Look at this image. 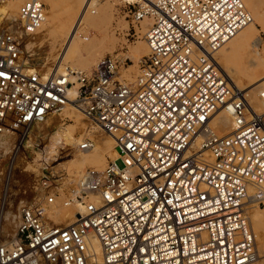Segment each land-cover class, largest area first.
<instances>
[{
    "label": "built area",
    "instance_id": "2783aa9c",
    "mask_svg": "<svg viewBox=\"0 0 264 264\" xmlns=\"http://www.w3.org/2000/svg\"><path fill=\"white\" fill-rule=\"evenodd\" d=\"M121 9L131 37L150 22L134 81L110 55L91 70L46 75L33 66L24 39L45 23L41 0L22 2L15 30L0 28V139L17 137L2 207L16 196L15 157L39 155L37 194L22 206L15 238L0 235V264H94V238L102 264L254 263L248 213L264 200V116L215 59L251 14L242 0H125ZM71 105L115 143L118 156L102 170L76 176L61 166L96 147L89 134L46 150L48 132L38 127ZM220 109L234 128L225 137L209 126ZM61 208L75 209L76 221L58 223Z\"/></svg>",
    "mask_w": 264,
    "mask_h": 264
},
{
    "label": "rangeland",
    "instance_id": "374dc122",
    "mask_svg": "<svg viewBox=\"0 0 264 264\" xmlns=\"http://www.w3.org/2000/svg\"><path fill=\"white\" fill-rule=\"evenodd\" d=\"M24 0H20L19 6L21 2ZM45 6H46V16L48 14H53L55 17L56 21V27L65 20L66 18V12L71 11L73 13V22L71 24V27L76 24L78 18L80 17L81 13L83 12L87 2H93V6L96 9L95 14H91L90 10L88 8L87 12V18L93 20L97 16H106L104 17L105 23L102 25H99V27H95L92 25H86V23L83 24L81 27V32L83 34V39L85 40V43H90L93 42L95 46H93L94 52L97 51L101 52V46L105 44H109V49L103 50L102 49V56L98 57L96 60H94L92 57L87 56L84 54L83 61L87 63V68L86 69H81L77 67V62L75 59H69L68 64L66 66H71L73 69L77 70H91L96 66L98 61L106 56L110 55L112 57H115L116 59L119 60V66H120V75L122 77L127 76L130 81H134L136 71H139V61L140 59L145 56L148 53V48L147 45L144 41V36H142L137 30L142 28L143 23H140L139 27H136V33L137 36L131 37L128 35V29H132L131 26L128 23V20L124 18V15L122 13L121 5H123V1L125 0H41ZM45 1V2H44ZM128 1H136V0H128ZM257 1V4L260 5L259 10L261 11L263 18H264V0H245L246 5L249 4L248 9L249 11L251 10V7L253 6V2ZM11 2H18L17 0L15 1H8V3ZM4 5V4H3ZM2 4L0 5L3 6ZM251 5V6H250ZM91 7V9H92ZM250 7V8H249ZM251 12V11H250ZM104 13V14H103ZM252 14V13H251ZM96 15V16H95ZM109 19V20H108ZM16 20H7L3 15H0V28L1 27H12L13 30L16 28ZM148 20H143L142 22H145ZM264 21V20H263ZM149 22V21H148ZM147 23V22H146ZM104 25V26H103ZM107 27H106V26ZM107 29V30H106ZM260 36L264 41V22H263V27L260 28ZM83 31V32H82ZM110 33L114 35V44L109 39L102 40V35L104 33ZM130 33V32H129ZM88 37L87 39H85ZM55 38L49 37L45 34V30L41 28L37 34L28 36L24 39V47L25 51L27 53V56L29 57V60L33 66L41 68L45 73L49 74L52 73L53 70L55 69V65L59 63L61 60L62 54H63V48H59L57 51L53 49V44L55 43ZM142 43V44H141ZM31 44V46H30ZM100 44V46H98ZM144 44V46H143ZM27 45L30 46V49L27 48ZM141 45V46H140ZM34 46V47H33ZM113 47V48H112ZM98 48V49H96ZM139 49V53H136V50ZM263 50L261 53H264V47L262 48ZM110 50V51H108ZM250 54V56H249ZM245 53V52H240L236 55H233L230 59V68L232 71H239L242 72L244 71L243 68L247 69L250 64L249 62L246 61V58H251L253 59L254 57L257 59V57L254 54L251 53ZM264 55V54H263ZM88 58H86V57ZM216 58V57H215ZM254 58V59H255ZM87 60V61H86ZM94 61V62H93ZM48 64V65H47ZM237 67H236V65ZM53 66V68H51ZM240 67V68H239ZM49 68V69H48ZM233 68H238L237 70ZM48 71V72H47ZM226 75V74H225ZM228 78V76L226 75ZM264 80V70H261L257 76V78L254 81V85L252 86V89L255 88L256 86L262 84L263 82H260ZM231 84L233 85L231 80H228ZM258 81V83H257ZM255 83L257 85H255ZM260 83V84H259ZM233 87V86H232ZM264 108L261 109V112L263 113ZM69 117H65L63 115L56 114L52 117V120L50 121V127L46 129V126L44 127H38L39 132L40 131H47V137L45 141V145H48L51 143L52 135L56 133V135L59 137L58 139L63 142V144H68V142L65 140L64 136L70 129L71 126L73 125V122ZM83 119H86V122L94 126V123L90 121L86 116L83 115ZM70 120V121H69ZM38 132V133H39ZM102 132V133H101ZM99 134L102 135V139H95L96 143L97 141L101 142L107 139V137H110L108 134L104 133L101 131ZM220 137H224L220 134H218ZM80 135L77 134L76 137H79ZM15 136H4L0 139V199H2L3 195V188L5 185V180L7 179V174L11 172V161L13 157V153L15 150H13V145L15 144L16 141ZM111 138V137H110ZM101 140V141H100ZM53 142V141H52ZM99 145V143H98ZM48 147V146H47ZM53 147V143H52ZM27 154V157L24 155L23 156H17L15 157V165L13 166V171H12V176H13V181H12V187L14 189L13 194L15 193L16 196L13 197V201L9 202L7 206L1 205L2 201H0V227H3V233L2 231L0 232V235L3 240H10L12 236L15 234V231L17 230L18 226V221L20 218V213L22 206L26 203H29L30 201L33 200V198L36 196L37 192L35 191V187L38 181V170H35L38 168V163L37 158L39 155L35 152L32 153L31 151L28 150V152H25ZM20 154V153H19ZM111 159L109 156H107V160ZM35 162V163H34ZM34 163V164H33ZM107 163V162H106ZM34 165L37 167H34ZM106 165V164H105ZM103 165V168L104 166ZM117 165L119 167H122V162L120 160L117 161ZM33 166V167H32ZM30 167V168H28ZM32 167V168H31ZM98 168V166L95 165H89L88 168ZM33 168H35L33 170ZM66 168V167H64ZM87 168V169H88ZM67 169V168H66ZM33 170V171H32ZM68 170V169H67ZM37 173H36V172ZM69 171V170H68ZM76 176H79L81 173L74 172L73 173ZM11 204V205H10ZM14 208V209H13ZM256 210H262L263 213H261L259 216H257L258 222V227L257 229L255 228V231L259 230V232H255V236L258 239L257 236H259V233L261 230L264 228V201L259 203L257 205V208H252L249 212V217L251 218V221H253V216ZM12 210H15L17 215H13ZM4 212V213H3ZM69 212V211H65ZM11 213V216L9 219L5 220V214ZM19 214V215H18ZM62 221V222H61ZM57 221L58 223H64L63 220ZM5 226H8L13 228V231L9 235L5 231ZM252 226V224H251ZM259 228V229H258ZM5 235V236H4ZM7 237V238H6ZM11 237V238H10ZM256 247L259 245V241L256 240Z\"/></svg>",
    "mask_w": 264,
    "mask_h": 264
},
{
    "label": "bare ground",
    "instance_id": "6f19581e",
    "mask_svg": "<svg viewBox=\"0 0 264 264\" xmlns=\"http://www.w3.org/2000/svg\"><path fill=\"white\" fill-rule=\"evenodd\" d=\"M9 1H15V0H9ZM17 1L18 2H11V3H8V1H7L4 3V5L2 4L3 6L0 7V15H3L7 20H18L19 9H20L22 2L19 6L20 0H17ZM242 2L245 5V7L247 8V10L249 11V9L247 7V6H249V4L246 5L245 0H242ZM93 4H94L93 2H87L83 12L81 13L80 17L78 18L76 24L73 25L72 27H71V24L73 22V13L71 11L66 12L65 20L63 22H61L57 27H56V21H55L54 15L51 13V14H48V16H46L45 23L43 24V26L41 28H43L45 30V34L47 36L55 38L56 41L53 44V49L55 51H57L59 48H63V54H62L61 60L59 61V63H57V65H55L54 70H59L60 72H62L64 70V68L66 67V65L68 64L69 59H72V60L75 59L77 62V65H76L77 67H79L81 69H86L88 61L86 60L87 63H85V61H83L84 54H86L87 56H90L94 60H96L98 57H101L103 55L102 49L103 50L109 49V44L107 43V44L101 46V52H98V53H97V51L94 52L93 46H95V44L93 42L85 43V40L82 37L83 34L82 33L79 34V32H81L80 29L84 23H86L87 26L92 25L95 27H99V25H102L105 23L106 19L104 17H107L108 15H106L104 17L97 16L93 20H91L90 18L89 19L87 18L86 15L88 12V8L92 7ZM258 4H257V1L253 2V6L251 7V10H250L251 12L249 11L250 14L252 13L251 14L252 23L249 24L248 26H246L245 28H243L242 30H240L231 40H229L221 49H219L215 53V57H216L215 59L219 65V67L221 68L222 72L224 73V75L226 74L228 76V78H227L225 75L227 80H231V82L233 84L232 85L233 87L232 86L231 87L233 88V90L237 94H243L244 97L246 98L249 106L251 107V109L253 111L257 112L258 114L264 116V112L259 113V111L261 112V109H263V104H264V82H263L264 80L261 81L259 79V81L263 82V83L262 84L259 83L260 85H258L252 89V86L254 85L253 83H254L255 79L257 78L259 72L261 70H264V55H263L264 53H261V51L263 50L262 48L264 47V41L260 36L261 35L260 34V31H261L260 28L263 27L264 18H263L261 11L259 10L258 6H260V5H258ZM140 23H143L142 28L137 30V31L142 36H144L148 27L150 26V22H148V21L142 22L141 21ZM79 24H80V26H79ZM78 26H79V28H78ZM106 39H109L112 42V44H114V42H115L114 35L110 34L108 32L104 33V35H102V40L104 41ZM30 46H31V44H30ZM30 46L27 45V48L29 47L28 49H30ZM98 46H100V44ZM143 46H144V44H143ZM96 49H98V48H96ZM108 51H110V50H108ZM240 52H245L247 54H249V53L254 54L257 57V59L255 57H254L255 59L254 58L253 59L246 58L247 59L246 61H248L249 62L248 64H250L249 67L247 69H245V67H244L243 68L244 71H242V72H239V71L235 72V71H232L230 68V66L232 64V63L230 64V59L233 55H236ZM136 53H139V49L136 50ZM25 55L29 59L26 51H25ZM249 56H250V54H249ZM86 58H88V57H86ZM69 67H71V66H69ZM236 67H237V65H236ZM51 68H53V66H51ZM233 69L237 70L238 68H233ZM75 70H77V69H75ZM45 74L49 75L50 73L49 74L45 73ZM138 75H139V71H136L135 79L137 78ZM122 78L130 81V79L127 76H124ZM257 83H258V81H257ZM255 85H257V84L255 83ZM76 90H77L76 88L72 89V92L70 94L71 99H75V97L77 95ZM61 115L65 116V117H69L71 119V121L73 122V125L71 126V129L65 135H63L65 140L68 142V144H66V145L63 144V142L58 139L59 137L56 135V133H54L52 135L51 143L48 144V147H47L48 149L46 148V150H49L51 154L54 153V150H55V148H57V146H62V145L63 146H75V145H77L81 141V139L83 138V136L85 134H89L90 136L94 137V139H100V137L102 136V135H100V137H99L101 130L96 125L92 126L91 124L87 123L86 119L85 120L83 119L84 114L81 111H79L78 109H76L75 107H73L72 105L68 106ZM40 126L41 127L46 126V129H48L51 125L47 122V123L40 125ZM209 126L211 129L216 131L217 134H220L224 137L231 134L233 132V129H234L232 126V120H231L228 112L224 109H220V110H217L216 112H214V114L211 117ZM77 134H79L80 136L76 137ZM9 136H13V135H9ZM101 139H102V137H101ZM52 143H53V147H52ZM98 143H99V145H98ZM114 147H115V143H114L113 139L110 137H107V139L104 141H101V142L97 141L96 147L92 151H89L87 153L75 151L71 155V157H69L68 159H65V161L62 163L61 166L66 167L70 173H74V172L83 173L88 168L89 165L98 166V168H96V169L102 170L103 165H105L107 162V156H109L111 158V160H114L117 158L118 155H117ZM206 155H208V154H206ZM34 167H36V166L34 165ZM28 168H30V167H28ZM34 169L35 168H33V170ZM35 170H38V168ZM255 207L257 208V204L252 205L250 207V210L252 208H255ZM65 211H69V212L67 213ZM76 212L77 211L75 209L70 210V209H66V208H61V209H58L56 211L55 218L57 221L63 220V222L65 224H72L76 221ZM12 213H13V215H15V214L17 215L15 210H12ZM261 213H263L262 210L260 211V210L255 209L253 221H251V218L249 217V213H248L249 222H250V225L252 224L251 227H252L254 234L257 231V230L255 231V228L257 229L258 222H259L257 220V216H259ZM20 215H21V213H20ZM10 216H11V213L5 214V216H4L5 220L9 219ZM18 223H19V221H18ZM4 229L9 235L13 231V228H11V226L10 227L5 226ZM1 231L3 233V227L2 226L0 227V232ZM16 232H17V230L15 231V234L12 236V238L10 237L11 240L15 238ZM257 232H259V230ZM257 237H258V239L255 236V242H257L256 240L259 241V245L256 247L257 259L252 264H264V228H263V230H261V232L259 233V236H257ZM93 252H94L93 253V255H94V262L93 263L94 264H102L101 247H100V244L96 238H94V240H93Z\"/></svg>",
    "mask_w": 264,
    "mask_h": 264
}]
</instances>
